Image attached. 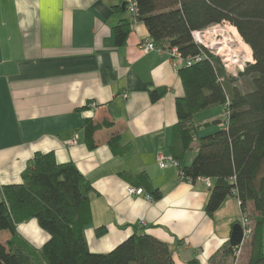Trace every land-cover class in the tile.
<instances>
[{"label":"crops","instance_id":"0c3cea01","mask_svg":"<svg viewBox=\"0 0 264 264\" xmlns=\"http://www.w3.org/2000/svg\"><path fill=\"white\" fill-rule=\"evenodd\" d=\"M123 2L0 0V199L4 185L22 181L35 153L54 152L57 161L74 162L95 189L92 222L85 228L91 251L107 252L138 232L165 241L177 264H235V254L226 255L223 245L243 220L238 197L228 195L209 215L205 204L214 180L192 183L176 165L157 163L158 152L169 154L175 100L184 85L167 52L145 49L147 27ZM124 18L131 20L129 35L117 45L113 28ZM238 85L246 89L248 78ZM154 89L162 95L153 102ZM93 115L110 116L116 126L99 132V145L89 149L83 125ZM224 116V106L195 113L203 124L199 134L221 127L205 124ZM111 130H119L121 144L129 147L123 155L106 142ZM141 172L160 198L147 197L145 189L127 192L128 186L142 187L131 177ZM17 228L36 247L49 236L34 218ZM246 262L243 257L241 264Z\"/></svg>","mask_w":264,"mask_h":264},{"label":"trees","instance_id":"16d2710c","mask_svg":"<svg viewBox=\"0 0 264 264\" xmlns=\"http://www.w3.org/2000/svg\"><path fill=\"white\" fill-rule=\"evenodd\" d=\"M136 8L132 14L144 22L150 39L162 48L177 47L183 58L206 51L194 41L193 30L221 22L234 25L250 46L254 62L238 75L228 73L220 58L209 53L191 66L179 67L184 94L175 100L177 121L168 153L184 180H214L207 214L212 215L228 195L238 197L242 212L252 221L246 264H264V0H136ZM130 25L131 20L124 18L114 26L117 45L126 42ZM241 77L249 80L246 89L238 85ZM161 95V90L150 91L153 102ZM216 106H224L225 116L205 125L222 126L199 134L203 124L195 121V113ZM99 107L94 104V109ZM115 126L110 116L87 117L83 125L87 147L96 148L98 133ZM120 137L119 130H111L106 139L117 155L129 148ZM21 177V182L2 187L0 264H177L169 245L147 233L134 232L107 252L91 251L85 228L92 222L95 189L74 162H59L54 152H37ZM131 177L155 199L161 197L147 172ZM33 218L49 235L40 247L17 228ZM104 232L97 229L99 235ZM223 247L226 255L236 253L228 241Z\"/></svg>","mask_w":264,"mask_h":264},{"label":"built area","instance_id":"2783aa9c","mask_svg":"<svg viewBox=\"0 0 264 264\" xmlns=\"http://www.w3.org/2000/svg\"><path fill=\"white\" fill-rule=\"evenodd\" d=\"M124 2L127 4L129 12H136V0H124ZM228 27H233L236 31L229 30ZM192 36L194 41L202 45L206 51H202L193 57L183 58L177 47L162 48L157 46L152 40H148L145 43V49L156 50L161 53L167 52L177 67L191 66L194 62L207 57L208 53L213 54L220 57L221 64L225 70L232 75H238V73L245 68L246 64L250 62V57L247 55L248 53L240 46V41L243 42L242 37L238 33L237 28L228 22L224 24V27H221L218 23L204 29L193 30ZM156 160L161 167H166L169 163L177 165V162L171 155L164 152H158ZM127 192L131 195H139L144 192V189L142 187L128 186ZM146 196L151 197L149 193H146ZM241 224L243 227L242 241H244L247 235H251L252 223L251 220L244 215ZM235 248H237L235 253V256H237L241 251L240 245Z\"/></svg>","mask_w":264,"mask_h":264},{"label":"rangeland","instance_id":"374dc122","mask_svg":"<svg viewBox=\"0 0 264 264\" xmlns=\"http://www.w3.org/2000/svg\"><path fill=\"white\" fill-rule=\"evenodd\" d=\"M221 27H224V24H226V22H221L219 23ZM219 57V56H218ZM220 58V57H219ZM221 61V60H220ZM222 63V62H221ZM245 69V68H244ZM244 69L242 71H244ZM241 72V71H240ZM246 215L243 213V216ZM242 223V222H241ZM252 223V221H251ZM249 239H250V234L247 235L244 239V241H241V243L239 244L240 245V252H239V255L235 256V264H241L242 262V258L244 257L245 260L248 258V242H249ZM237 249V248H236ZM239 250V248H238Z\"/></svg>","mask_w":264,"mask_h":264},{"label":"water","instance_id":"95a60500","mask_svg":"<svg viewBox=\"0 0 264 264\" xmlns=\"http://www.w3.org/2000/svg\"><path fill=\"white\" fill-rule=\"evenodd\" d=\"M243 238V227L240 222L233 225L229 242L232 246L237 247L241 243Z\"/></svg>","mask_w":264,"mask_h":264},{"label":"bare ground","instance_id":"6f19581e","mask_svg":"<svg viewBox=\"0 0 264 264\" xmlns=\"http://www.w3.org/2000/svg\"><path fill=\"white\" fill-rule=\"evenodd\" d=\"M228 29H229V30H235V31H236V29H234L233 27H228ZM240 42H241V43H240V44H241V45H240L241 48L244 49L245 52L248 53V54H247L248 57H250V55L252 54V50H251L250 46H249L246 42H244V41H243V42L240 41Z\"/></svg>","mask_w":264,"mask_h":264}]
</instances>
